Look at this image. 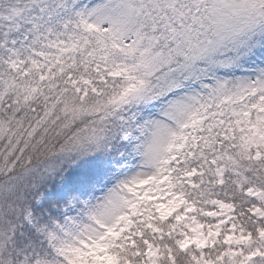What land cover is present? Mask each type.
<instances>
[{
  "label": "snow or ice",
  "instance_id": "6c2138e0",
  "mask_svg": "<svg viewBox=\"0 0 264 264\" xmlns=\"http://www.w3.org/2000/svg\"><path fill=\"white\" fill-rule=\"evenodd\" d=\"M0 264H264V0H0Z\"/></svg>",
  "mask_w": 264,
  "mask_h": 264
}]
</instances>
